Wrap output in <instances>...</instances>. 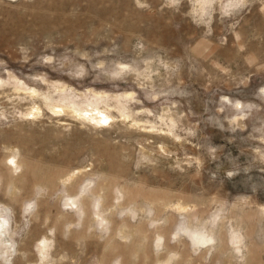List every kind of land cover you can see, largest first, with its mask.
Listing matches in <instances>:
<instances>
[{"label":"clouds","instance_id":"9594fccd","mask_svg":"<svg viewBox=\"0 0 264 264\" xmlns=\"http://www.w3.org/2000/svg\"><path fill=\"white\" fill-rule=\"evenodd\" d=\"M133 5L142 12L179 15L203 28V36L209 38L214 25L228 21L237 43L241 35L235 30L243 15L259 5L257 11L264 16V0H159L155 6L153 0H133ZM218 39L221 45L228 42L226 35ZM117 48L114 44L95 52L64 49L57 55L54 45L46 43L35 63L48 70L23 76L0 59V132L45 122L67 136L77 125L89 135L131 133L132 150L122 153L121 159L134 173L132 179L154 180L163 167L174 176L187 177L195 198L177 197L163 205L141 199L133 204L121 186L107 191L101 187L97 177L103 170L88 154L57 176L54 184L33 180L29 190L31 173L23 148L0 140V264H251L254 252L264 248V202L258 198L264 193V117L258 115L264 112V84L250 100L218 96L215 111L223 119L209 116V122L221 130L247 133L254 142L249 146V162L236 164L239 157L228 154L224 159L231 166L224 168L217 163L218 146L209 144L205 157L203 145L195 142L200 122L185 123L194 111L181 110L194 94L185 83V73L190 80L206 69L154 52L143 38L135 40L134 55L127 58H119ZM239 51L245 47L241 45ZM19 52L17 63L27 65L33 59L26 47L20 46ZM245 63L256 74L264 72V63L247 56ZM213 66L225 75L231 71L219 62ZM50 73L67 79L50 80ZM251 79L243 76L236 87L247 88ZM85 80L110 87L79 83ZM129 82L134 87H128ZM209 86L210 82L204 90ZM253 117L256 123L249 131ZM56 151L54 145L49 154ZM237 176L246 178L241 181L245 191L233 195L225 190V183ZM45 204L57 209L55 220L44 215V231L32 238ZM58 237L72 249L59 246ZM90 244L99 245L98 254L89 253Z\"/></svg>","mask_w":264,"mask_h":264},{"label":"rangeland","instance_id":"374dc122","mask_svg":"<svg viewBox=\"0 0 264 264\" xmlns=\"http://www.w3.org/2000/svg\"><path fill=\"white\" fill-rule=\"evenodd\" d=\"M158 2L159 0H153L154 6ZM258 7L259 5L253 7L251 13L243 15L240 19L235 30L241 35V40L237 43L235 36L227 27L228 21H225L223 26L217 23L214 25V35L210 38L204 37L203 28H195L181 16L168 12H142L134 7L133 0H0V59L6 60L9 67L23 76L25 72L48 70V66L35 63L46 43L54 45L57 55L64 49L79 48L95 52L102 51L105 47L112 48L115 44L118 46L116 55L119 58H127L134 55L132 45L135 40L143 38L154 52L181 57L185 65L193 63L198 70L206 69L204 75L197 71L190 80L185 73V83L190 86L194 94L189 98L191 103H183L181 110L191 108L195 113L194 116L190 113L185 123L200 122L195 142L203 145L201 153L207 157L205 151L207 146L209 144L218 146L221 151L217 155L221 159L217 163L228 168L231 165L224 157L228 154L239 157L235 161L236 164L249 162L251 156L249 146L254 142L247 133L221 130L210 123L208 117L220 115L221 120L223 119L222 115L215 111L220 94L250 100L257 87L264 84V72L256 74L254 69L249 68L245 63V56L264 63V16L257 11ZM225 35L228 42L226 45H221L218 38ZM241 45L245 47L244 52L239 51ZM20 46L29 49L33 57L27 65L16 62L21 55ZM101 58L107 60L113 57ZM214 62L229 67L230 73L228 75L221 73L213 66ZM248 75L252 76L249 86L237 88L239 79ZM53 78L67 79L56 73H50L49 79ZM209 82L210 86L205 91L204 86ZM79 83L98 88L110 87L108 84L91 85L89 80ZM128 87L134 85L129 82ZM205 101H209L207 113L204 112ZM155 107L158 109L159 105ZM258 115L264 117V112ZM255 123L253 117L249 121V131ZM224 124L227 129V122L224 121ZM132 139L131 133H126L122 137L110 132L89 135L80 131L78 125L73 128L72 134L67 136L57 128L47 126L45 122L35 127L30 124L21 125L18 131L0 132V140L19 144L23 148L31 173L26 185L29 190L33 180L54 184L57 176L80 162L81 156L88 154L97 165V169L103 170V174L97 177L102 181L101 187L107 191L114 186H121L120 190L133 204L141 199L163 205L177 197L195 198L187 177L174 176L163 167L154 180L146 177L132 179L134 173L121 159L122 153L131 152ZM229 139L233 142L229 143ZM140 142V139L136 140V143ZM54 145L58 146V151L50 155L49 152ZM187 150L195 151L193 148ZM208 167L214 168V165L209 164ZM204 179L206 181L207 177L205 176ZM245 179L237 176L234 181L226 182L225 190L233 195L244 192L245 188L241 185V181ZM258 198L264 202V193L259 194ZM56 211L52 204H45L42 207V219L40 223L33 225L32 238H37L44 231L41 227L43 216L50 214L55 220ZM30 244L31 240L28 242L29 247ZM58 244L72 249L71 244H65L59 240V237ZM88 251L90 254H98L99 245L90 244ZM184 255L187 257L188 253L185 251ZM251 264H264V248L254 252Z\"/></svg>","mask_w":264,"mask_h":264}]
</instances>
